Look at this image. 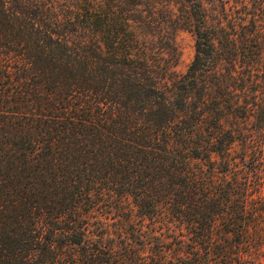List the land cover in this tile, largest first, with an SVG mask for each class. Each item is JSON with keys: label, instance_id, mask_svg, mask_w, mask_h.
Wrapping results in <instances>:
<instances>
[{"label": "trees", "instance_id": "trees-1", "mask_svg": "<svg viewBox=\"0 0 264 264\" xmlns=\"http://www.w3.org/2000/svg\"><path fill=\"white\" fill-rule=\"evenodd\" d=\"M106 1L0 0V264H248L264 0Z\"/></svg>", "mask_w": 264, "mask_h": 264}, {"label": "rangeland", "instance_id": "rangeland-1", "mask_svg": "<svg viewBox=\"0 0 264 264\" xmlns=\"http://www.w3.org/2000/svg\"><path fill=\"white\" fill-rule=\"evenodd\" d=\"M99 4H101L102 9H106V4L108 3L106 0H97ZM78 0H65V6L69 7L71 5H76ZM171 7L172 13L165 12L167 9ZM178 7L177 0H162L160 8L162 9V16L168 19L171 14H173L172 18L176 16V9ZM67 9V8H66ZM109 9V8H108ZM168 36L173 40L178 52H179V60L175 66V71L177 73H184L193 59L194 55V39L191 33L187 31H176V28H168ZM264 188V187H263ZM233 241L241 242L240 246L236 250H232L231 252H238L240 256L243 257L247 261L248 264H264V236L259 238L253 235L249 237H244L243 239H232ZM263 242V245H259V242ZM254 262V263H253ZM211 264H217L216 261L212 260ZM246 264V263H244Z\"/></svg>", "mask_w": 264, "mask_h": 264}]
</instances>
